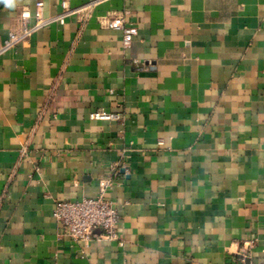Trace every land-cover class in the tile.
Here are the masks:
<instances>
[{"label":"crops","instance_id":"0c3cea01","mask_svg":"<svg viewBox=\"0 0 264 264\" xmlns=\"http://www.w3.org/2000/svg\"><path fill=\"white\" fill-rule=\"evenodd\" d=\"M37 1L0 2L1 40ZM124 9L129 48L99 21ZM109 180L119 237L64 235L56 201ZM250 242L264 263V0H103L0 56V264H236Z\"/></svg>","mask_w":264,"mask_h":264},{"label":"built area","instance_id":"2783aa9c","mask_svg":"<svg viewBox=\"0 0 264 264\" xmlns=\"http://www.w3.org/2000/svg\"><path fill=\"white\" fill-rule=\"evenodd\" d=\"M102 1L87 0L80 5L71 6L64 0L62 2V11L51 17H46L44 14V2L42 0L37 1L35 23L31 22V11L29 9L22 10L19 28L10 30L5 39H0V56L15 48L41 27L54 20L64 23L67 16L75 14L80 16L83 22L87 21ZM99 21L105 28L122 30L123 45L126 48L132 46L133 40L139 32L137 24L132 21V11L130 9L109 11L99 16ZM91 117L94 119H117L120 115L119 113L106 110H96L91 113ZM111 185L112 183L109 180L96 197L56 201L54 215L64 235L81 244L94 239H115L119 237L117 232V225L120 219L118 207L106 195ZM252 246V242L246 245L239 254L236 264H264L255 262L252 259Z\"/></svg>","mask_w":264,"mask_h":264},{"label":"clouds","instance_id":"9594fccd","mask_svg":"<svg viewBox=\"0 0 264 264\" xmlns=\"http://www.w3.org/2000/svg\"><path fill=\"white\" fill-rule=\"evenodd\" d=\"M0 2L4 3L6 7L15 6V0H0Z\"/></svg>","mask_w":264,"mask_h":264}]
</instances>
